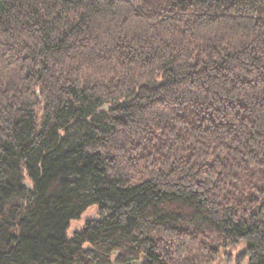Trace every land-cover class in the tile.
I'll return each mask as SVG.
<instances>
[{
	"label": "trees",
	"instance_id": "1",
	"mask_svg": "<svg viewBox=\"0 0 264 264\" xmlns=\"http://www.w3.org/2000/svg\"><path fill=\"white\" fill-rule=\"evenodd\" d=\"M242 241L264 264V0H0V264Z\"/></svg>",
	"mask_w": 264,
	"mask_h": 264
},
{
	"label": "rangeland",
	"instance_id": "2",
	"mask_svg": "<svg viewBox=\"0 0 264 264\" xmlns=\"http://www.w3.org/2000/svg\"><path fill=\"white\" fill-rule=\"evenodd\" d=\"M99 218L97 207L92 205L87 208V210L80 215L79 218L71 220L69 223L68 230L66 232L67 238H72L75 230L80 229L89 220H97ZM87 247V245H85ZM246 248L245 242H240L234 247H229L227 249L220 250L218 257L211 264H247V258L242 262L237 261V256L244 252ZM116 254L111 255V264H115L113 259ZM145 256L141 255L138 260L128 263V264H143L145 262Z\"/></svg>",
	"mask_w": 264,
	"mask_h": 264
}]
</instances>
